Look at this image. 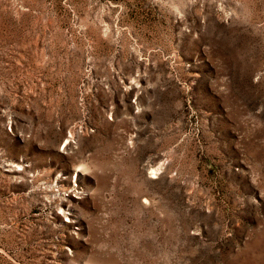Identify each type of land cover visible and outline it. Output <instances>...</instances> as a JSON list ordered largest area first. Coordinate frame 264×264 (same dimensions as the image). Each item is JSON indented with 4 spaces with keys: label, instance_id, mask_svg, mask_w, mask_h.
Wrapping results in <instances>:
<instances>
[{
    "label": "rangeland",
    "instance_id": "1",
    "mask_svg": "<svg viewBox=\"0 0 264 264\" xmlns=\"http://www.w3.org/2000/svg\"><path fill=\"white\" fill-rule=\"evenodd\" d=\"M0 264H264V0H0Z\"/></svg>",
    "mask_w": 264,
    "mask_h": 264
}]
</instances>
